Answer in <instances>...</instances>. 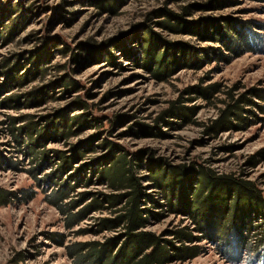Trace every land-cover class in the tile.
Returning a JSON list of instances; mask_svg holds the SVG:
<instances>
[{
	"label": "rangeland",
	"instance_id": "374dc122",
	"mask_svg": "<svg viewBox=\"0 0 264 264\" xmlns=\"http://www.w3.org/2000/svg\"><path fill=\"white\" fill-rule=\"evenodd\" d=\"M163 11L187 28H164ZM216 34L226 45L211 37ZM146 39L168 43L158 51L160 59L169 52L163 59L178 64L168 77L159 79L146 67ZM17 75L24 77L20 84ZM214 85L209 98L200 94ZM258 90L264 92V0H0V189L19 196L36 192L28 202L12 199L0 207V264H71L68 245L104 242L122 232H96L100 219L113 217L110 211L66 227L65 216L48 202L52 189L39 187L33 177L44 153L49 163L38 169L39 180L60 165L54 151L84 155L68 173L92 178L71 195L77 201L90 194L75 213L94 195L111 192L96 172L111 152L103 144L140 154L137 175L158 202L146 205L158 218L142 231L165 239L194 225L172 211L163 189L150 181L158 168L166 177L175 170L193 173L186 182L192 195L206 173L253 183L264 198V102L254 96ZM39 93L42 103L27 102V95L37 100ZM243 95L256 104L243 105L245 123L209 131L231 97ZM8 98L16 99L11 107L4 104ZM60 123L71 126L70 137L56 136ZM31 125V133L21 130ZM40 137L44 145L35 146ZM7 159L15 165H5ZM84 168L86 175L79 174ZM252 223L246 233L252 251L242 250L238 262L226 256L221 242L204 239L193 244L201 248L197 258L171 264H264V218L253 216ZM229 240L237 245L235 231Z\"/></svg>",
	"mask_w": 264,
	"mask_h": 264
},
{
	"label": "trees",
	"instance_id": "16d2710c",
	"mask_svg": "<svg viewBox=\"0 0 264 264\" xmlns=\"http://www.w3.org/2000/svg\"><path fill=\"white\" fill-rule=\"evenodd\" d=\"M98 5L101 7L100 4ZM163 13L166 17V20L162 22L164 28L176 32L185 29L186 26H183L185 23L179 16L166 11ZM172 20L175 22L171 23ZM244 30H241V33L245 39ZM202 31L204 30L202 29ZM205 31L200 32V35L206 33ZM211 37L223 43L225 41L222 36H217V34L216 36L211 35ZM144 41L148 42L145 47L146 56L144 58L146 67L148 69L154 68V75L159 79L168 77L178 65L176 59L173 61L163 59L169 52L163 54L161 59L159 58L162 43L165 45L168 43L160 39L149 41L146 39ZM245 45L249 49V43L246 39ZM237 49L242 52L245 48L242 46L238 48L237 46ZM231 50L235 51V48H231ZM194 66L197 65L194 63ZM23 78L18 75L13 77L18 84L22 83ZM216 88L217 85L211 86L200 94L209 98ZM31 95H27L29 104L42 103L45 99L41 93L38 94L37 100H33ZM254 96L264 102L263 90L254 92ZM231 98L232 102L228 103L226 108L222 110L220 118L213 122L209 131L218 134L220 131L241 127L242 124L236 122L245 123L243 105H256L245 95L238 99H234L233 96ZM14 102L16 99L8 98L4 104L11 107ZM176 110L179 111V109ZM170 112L167 114H175V112ZM12 120L15 122V119ZM162 120L164 121L163 118ZM59 125L60 129L55 132L56 136L70 137L72 134L71 126L67 123L66 125L60 123ZM32 129H34L32 125L21 128L23 132L29 133ZM52 137L55 138V136ZM15 139L21 143V136L16 135ZM42 139V137L38 138L35 146L44 145ZM103 146L109 148L111 152L101 157L100 169L97 168L96 172L99 181L106 185L111 192L94 195L93 199L76 213L75 210L90 199V194H81V199L77 201L70 200L71 195L76 192L82 182L87 184L88 181H92V178H87L86 168L77 169V171L81 170L79 174L82 173L86 176L74 175L69 177L68 175L70 171L75 170V161L84 156L82 153L76 152L72 157H68L54 151L53 153L56 154L55 157L60 161V165L55 171L45 176L44 180H39L37 176L41 170L40 167H44L49 160V153H44L45 157L37 165L39 168L32 172L39 187H43L45 183L48 188L52 189L47 197L48 202L65 216L68 229L80 224L93 212L110 211L113 213V217L100 219L96 232L122 231L119 235L107 238L104 242H77L68 245L66 251L71 264H171L176 261L186 262L201 254L200 246L193 244L204 239L216 243L221 242L224 253L233 262L240 260L239 253L242 250L252 251V246H248V234L246 233L253 228V216L264 218V198L253 183L239 182L231 178L215 177L202 173L198 178L200 180L199 186L195 194L192 195L189 188L186 187V182L194 177L193 173L187 174L185 171L175 170L172 171L171 177H166V171L162 172L158 168V171L149 176L150 181L163 189L172 211L185 214L194 225L193 229L187 226L178 228L169 235L173 238L165 239L155 233L142 231L147 227L151 218H158V214L146 208L148 203L156 205L158 202L150 198L143 185V179L137 175L142 156L140 154L130 155L122 147L107 142ZM30 151L33 153V150ZM10 162L11 160L7 159L5 165H15V163ZM151 162L153 163V161ZM157 167H159L158 164ZM150 169L155 170L154 166H151ZM45 192L48 191L45 190ZM35 196L36 192L32 191H23L19 196L0 189V207L9 205L12 199L28 202ZM230 230L235 231L238 235L235 247L229 240ZM177 242L180 243V246L176 244Z\"/></svg>",
	"mask_w": 264,
	"mask_h": 264
}]
</instances>
